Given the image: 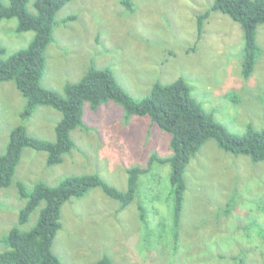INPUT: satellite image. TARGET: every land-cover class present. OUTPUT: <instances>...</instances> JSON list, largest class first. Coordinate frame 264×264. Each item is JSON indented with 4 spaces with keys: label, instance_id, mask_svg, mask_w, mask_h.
Instances as JSON below:
<instances>
[{
    "label": "rangeland",
    "instance_id": "1",
    "mask_svg": "<svg viewBox=\"0 0 264 264\" xmlns=\"http://www.w3.org/2000/svg\"><path fill=\"white\" fill-rule=\"evenodd\" d=\"M130 1L131 10L121 0L65 4L56 14L45 51L41 86L63 96L64 85L77 82L94 65L109 68L128 94L141 99L154 82L170 84L181 77L202 108L229 132L241 134L247 124L264 128L263 23L256 26L259 52L253 72L244 78L242 27L211 10L213 0ZM33 2L28 0L31 12ZM198 15L204 18L199 39ZM68 16L74 19L63 22ZM15 23L16 19L0 21L4 58L25 48L34 35L16 33ZM24 106L14 82H0V155L11 129L20 124L32 137L55 139L61 114L40 106L22 122ZM83 121V128L71 131L75 148L55 166H46L45 152L22 150L12 184L0 188V252L7 250L2 240L10 229L29 230L43 206L18 225L26 199H20L17 183L30 191L37 182L57 186L68 176L96 174L124 191L127 168L147 167L152 154H171L167 133L146 116L126 118L113 101L95 111L85 103ZM169 175V164L154 163L139 177L136 198L123 209L100 188L71 198L61 208L62 226L52 252L63 264H97L104 256L113 264H264V161L253 164L207 141L184 174L187 189L177 238ZM139 205L145 210L144 220Z\"/></svg>",
    "mask_w": 264,
    "mask_h": 264
},
{
    "label": "trees",
    "instance_id": "2",
    "mask_svg": "<svg viewBox=\"0 0 264 264\" xmlns=\"http://www.w3.org/2000/svg\"><path fill=\"white\" fill-rule=\"evenodd\" d=\"M70 1L34 0V12H31L27 7L28 0H8L7 4L0 0V21L16 19V33H34L25 48L6 58L5 49L0 45V82L13 81L25 99L20 120H28L40 106L50 107L61 114L54 128L53 141L28 135L26 127L22 124L11 129L6 150L0 155V188L5 189L12 184L24 148L45 152L47 167L59 164L63 155L75 148L71 131L84 127L85 103L95 111L107 101H113L124 109L126 118L148 117L152 124L170 136L171 154L166 158L152 154L147 167L127 168V185L124 191L109 185L96 174L68 176L57 186L37 182L30 191L21 183H17L20 199H26V203L18 212V225L27 223L31 213L41 203L43 206L35 224L29 230L21 231L14 226L3 238L7 250L0 252V264H63L51 249L56 233L62 226V206L71 198L82 197L92 188H100L105 196L119 203L123 209L136 198L139 177L154 163L169 164L170 167L172 223L174 236L177 238L187 189L184 174L191 159L207 141L213 140L225 153L246 157L253 164L264 161V128L256 129L247 124L241 134L229 132L211 113L202 108L192 96L191 87L181 77L170 84L154 82L149 94L141 99H135L128 94L109 68H97L94 65H91L77 82L66 83L63 96L52 89L42 87L45 51L52 41L55 17ZM121 4L128 10L132 9L130 0H121ZM211 10L226 14L241 25L244 38L241 74L244 78L249 77L259 52L256 26L264 24V0H213ZM202 15L197 18L198 39L202 32ZM72 19L74 16H68L63 22ZM138 211L141 220H144L145 210L141 205L138 206ZM97 264L113 262L104 256Z\"/></svg>",
    "mask_w": 264,
    "mask_h": 264
}]
</instances>
